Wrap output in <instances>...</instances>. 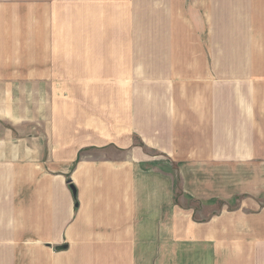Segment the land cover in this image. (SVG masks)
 Here are the masks:
<instances>
[{"label": "crops", "instance_id": "1", "mask_svg": "<svg viewBox=\"0 0 264 264\" xmlns=\"http://www.w3.org/2000/svg\"><path fill=\"white\" fill-rule=\"evenodd\" d=\"M129 1L170 0H0V264H144L193 237L200 264H264V55H251L250 32L225 28L264 12H194L231 37L192 76L172 68L189 60L171 59L168 20L193 12H129ZM131 19L164 22L129 32ZM24 84L51 98L38 117L15 103ZM133 133L200 164L213 212L193 223L172 174L145 172L134 144L132 163L84 154L127 148Z\"/></svg>", "mask_w": 264, "mask_h": 264}, {"label": "rangeland", "instance_id": "2", "mask_svg": "<svg viewBox=\"0 0 264 264\" xmlns=\"http://www.w3.org/2000/svg\"><path fill=\"white\" fill-rule=\"evenodd\" d=\"M129 12H193L192 18L183 19H169L168 26L173 30L174 34H171L170 41L172 44L175 42L174 50L171 52V59L179 58L189 60L188 65L173 66L172 68L178 71H186L193 75L199 76V72L204 70L201 59L205 61L211 60L215 57L217 50L224 49L226 47L227 39L231 36L215 32L213 28L216 27L215 19L200 18L199 13L194 12H259L263 15L264 12V0H170V1H129ZM226 23V27H234V30L238 32L245 31L243 38L247 37V32H250V46L251 55L257 58H263V45H264V18L257 17L251 19H241L238 22ZM121 21L124 20H112ZM233 21V20H232ZM129 32L134 31L136 28L144 29L145 32H151L154 28L158 27V24L162 26L163 20H125ZM110 26H116L110 23ZM230 31V29H229ZM136 36H129L132 40ZM238 36L236 35V38ZM240 40L242 34L239 36ZM148 36H144V41ZM173 39V41H172ZM243 46V45H241ZM246 48V47H245ZM165 54L168 52H164ZM201 63V64H200ZM206 69V67H205ZM146 77V76H144ZM131 82V81H130ZM25 86H32L33 89L26 93H22L19 97L15 98V103L21 109L22 112L34 113L35 117L39 116V112L43 113L45 108L51 106V98H47L43 93L38 92L39 84H24ZM142 83H129V87L134 86L135 90H138ZM62 94L58 101L63 102V106L71 109V84H62ZM34 88H37L36 90ZM93 101L87 99V101ZM98 102V99L94 100ZM133 141H128L127 148H122L119 145H106L89 147V151H85L84 154L89 158L95 159L96 162L113 161V162H126L130 160V163L134 162L135 156L131 155L132 146H138L144 153L143 169L145 172L153 170H160L164 174H172L170 179L175 183L176 188V203L181 207H188L192 210L193 223H199L202 216L206 213H211L215 209L210 208L205 211V204L200 200V183L204 181L205 177L201 178V174H193V171H200V164H187L183 161L174 162L166 158L163 153L157 151V149L149 146L145 139L137 133L131 135ZM125 149L127 151L125 152ZM85 159V157H84ZM186 174V178L184 177ZM204 175V174H203ZM229 207H232L229 204ZM182 212L177 214L178 218H183ZM196 230L194 225L192 226L191 233L195 234ZM183 236H177L182 238ZM193 237L190 241L178 240L175 243L174 253L167 252L159 253V258L143 260L144 264H200V242ZM195 240V241H194ZM156 251L153 250L152 254L155 255ZM145 254L147 250L145 248Z\"/></svg>", "mask_w": 264, "mask_h": 264}, {"label": "water", "instance_id": "3", "mask_svg": "<svg viewBox=\"0 0 264 264\" xmlns=\"http://www.w3.org/2000/svg\"><path fill=\"white\" fill-rule=\"evenodd\" d=\"M71 188H72V190H73L74 196L76 197V195H77V190H76L75 186H74V185H71Z\"/></svg>", "mask_w": 264, "mask_h": 264}]
</instances>
